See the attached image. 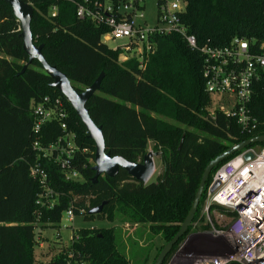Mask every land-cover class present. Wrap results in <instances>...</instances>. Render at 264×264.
I'll return each instance as SVG.
<instances>
[{
    "label": "trees",
    "instance_id": "obj_1",
    "mask_svg": "<svg viewBox=\"0 0 264 264\" xmlns=\"http://www.w3.org/2000/svg\"><path fill=\"white\" fill-rule=\"evenodd\" d=\"M24 1L34 7V42L44 44L46 61L67 74L77 90L83 89L76 84L88 87L105 73L87 109L92 120L102 127L106 150L112 156L141 162L151 142L153 152L160 155L162 171L154 182L137 181L124 169L114 177L102 175L96 183L92 181L95 142L37 60L21 72L28 55L23 49L20 22L9 4L0 0V54L4 56H0V264H35L37 229L47 224L57 228L63 212L72 205L74 214H83L86 220L98 217L118 224L100 230L80 228L71 245L50 264H147L154 238L160 236L164 243L156 250L153 264L163 245L179 231L206 165L233 144L264 135V78L255 84L250 105L258 127L248 133L231 115L218 108L210 109L212 96L205 88L203 56L180 35H159L156 51L141 67L137 58L123 60L120 50L103 42L105 28L76 15V2L80 0ZM183 2L181 21L200 45L223 46L235 37L250 41L256 49L264 44V0ZM54 4L57 14L53 17ZM47 96L63 100L67 117L51 122L36 137L32 132L31 104ZM62 121L75 133L79 148L75 160L84 180L66 181L58 166L48 163L51 185L59 197L54 208L47 209L36 204L41 187L30 175V166L38 156L32 144L35 139L44 146L55 142L64 134ZM262 147L264 143L249 148ZM232 158L212 171L192 225L164 264L200 216L215 173ZM104 201L100 213H89ZM127 223L149 228L147 242L136 253L132 248L139 239L128 237ZM138 235L142 237L143 232Z\"/></svg>",
    "mask_w": 264,
    "mask_h": 264
},
{
    "label": "built area",
    "instance_id": "obj_2",
    "mask_svg": "<svg viewBox=\"0 0 264 264\" xmlns=\"http://www.w3.org/2000/svg\"><path fill=\"white\" fill-rule=\"evenodd\" d=\"M76 4V15L80 19L105 28L103 42L126 39V44L113 49L120 50L124 59L137 58L141 67L156 51L159 35H180L192 50H198L203 56L205 88L211 96H217L216 100L212 98L216 108L234 117L242 131L249 133L257 129L259 122L250 105L255 84L264 78V44L256 49L250 41L235 37L223 46L200 45L197 37L181 21L183 0H157L156 18L151 24L140 12L146 6L145 0H80ZM56 14L57 5L54 4L51 16ZM31 113L32 132L36 137H40L51 122L67 117L60 97L47 96L32 101ZM61 127L64 134L55 142L44 146L35 139L32 144L38 156L30 166V175L41 187L36 204L42 208H54L59 197L51 185L48 163L57 165L66 181L84 180L75 160V153L79 150L75 133L68 130L65 121L61 122ZM248 151L254 153V158L247 162L243 157ZM215 181H219L220 186L212 192L210 188ZM211 205L227 209L233 218L226 231H216V237L224 238L225 250L200 260L198 264H264V147L248 148L218 169L208 187L202 209L209 222ZM66 214L73 219V205Z\"/></svg>",
    "mask_w": 264,
    "mask_h": 264
},
{
    "label": "water",
    "instance_id": "obj_3",
    "mask_svg": "<svg viewBox=\"0 0 264 264\" xmlns=\"http://www.w3.org/2000/svg\"><path fill=\"white\" fill-rule=\"evenodd\" d=\"M9 4L14 16L18 19L21 26V37L23 39V49L28 55V61L24 64L21 72H24L34 60H37L44 72L52 79V86L58 89L75 110L77 116L87 129L88 136L95 142L96 150L94 157V165L92 167L95 172L92 181L97 182L102 175L114 177L118 174L120 169H124L135 180L146 183L155 170L154 154L148 151L141 162H131L120 155L112 156L106 150L105 138L101 126H98L91 118L87 109V102L95 95L101 88V82L105 76L102 72L96 80L84 90H77L67 74L59 70L56 66L50 65L43 53L44 44L37 45L34 42L33 32L31 29V22L34 14V7L24 0H3ZM264 143V135H259L239 143L233 144L226 151L220 153L212 159L205 167L192 206L182 222L179 231L168 242H166L159 254L155 258L153 264H164L166 257L172 251L175 244L187 233L196 216L198 206L205 191L207 182L212 171L217 168L225 160L234 157L235 154L246 151L252 144ZM244 161H250L254 158V153L248 151L244 154ZM218 171V170H217ZM220 186L219 181H215L210 190L214 192ZM106 201L100 206L89 210L90 214H97L103 210Z\"/></svg>",
    "mask_w": 264,
    "mask_h": 264
},
{
    "label": "rangeland",
    "instance_id": "obj_4",
    "mask_svg": "<svg viewBox=\"0 0 264 264\" xmlns=\"http://www.w3.org/2000/svg\"><path fill=\"white\" fill-rule=\"evenodd\" d=\"M145 4V8L140 12L146 16L147 22L151 24L156 18L157 0H145ZM126 42V39H120L107 42L106 44L109 47L114 48L122 46L126 44ZM121 59L124 60V55L121 56ZM34 67L38 70H42L38 66ZM76 86L82 88L83 90L86 88L79 84H76ZM216 97V95L212 96L214 100H216ZM228 106H230V104ZM216 107V102L212 101L210 109L213 110L216 109ZM160 118L170 123H176L175 121L166 117L160 116ZM149 150L152 149L150 148ZM153 154L155 170L148 180L150 182L157 181L158 175L162 171V165L159 160L160 155L154 152ZM212 207V210L209 211L211 222H209L207 216L202 210L200 216L194 222L193 228L186 235L185 239L180 242L178 249L171 255L167 264H198L200 260L214 257L225 250L224 238L222 236L216 237L218 233L216 231H226L233 217L228 214L227 209H223L214 205ZM117 224V222H111L106 218L96 217L92 220H86L83 214L74 215L73 219H69L66 212H63L61 222L57 228H53L47 224L37 229L36 242L34 246L35 264H50L58 253L71 245L72 238L77 236L76 234H78V230L80 228H92L95 230H100L103 227H110ZM126 225L127 230H125V232H130L128 237H131L132 240L139 239V243H137L136 247L132 248V251H135L136 253L141 249V245L147 242V235L149 232L148 225H137L136 227L128 223ZM206 225H209L210 227L206 228ZM135 228H137V230ZM213 228H215V230ZM139 231L143 232L142 237H139ZM128 237L125 235L127 244L129 243ZM162 241L163 240L160 238V236L155 237L154 248L155 245L163 243ZM160 246H162V244H160ZM128 247L130 248V246ZM153 250L149 254V261L147 264H150V260H152L153 255L155 254Z\"/></svg>",
    "mask_w": 264,
    "mask_h": 264
},
{
    "label": "crops",
    "instance_id": "obj_5",
    "mask_svg": "<svg viewBox=\"0 0 264 264\" xmlns=\"http://www.w3.org/2000/svg\"><path fill=\"white\" fill-rule=\"evenodd\" d=\"M0 56L1 57H4L2 54H0ZM6 58L8 59V60H12V58L11 57H7L6 56ZM152 146H153V144L150 142L149 143V145H148V151H152V150H149L150 148L152 149ZM156 157V156H155ZM157 158V157H156ZM159 160H160V158H159ZM137 225H135V227H136ZM161 238V237H160ZM163 243H164V241H162ZM163 243H160V244H163ZM160 244L159 245H155V248H154V250H153V252H155V254H156V250H157V248H159V246H160ZM155 254L153 255V257L155 256ZM153 259V258H152ZM151 262H152V260H150V264H151Z\"/></svg>",
    "mask_w": 264,
    "mask_h": 264
}]
</instances>
